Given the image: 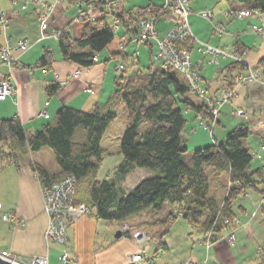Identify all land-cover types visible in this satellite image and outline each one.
Listing matches in <instances>:
<instances>
[{
    "label": "crops",
    "instance_id": "crops-1",
    "mask_svg": "<svg viewBox=\"0 0 264 264\" xmlns=\"http://www.w3.org/2000/svg\"><path fill=\"white\" fill-rule=\"evenodd\" d=\"M65 1L75 3L72 0ZM164 3L165 0H126L120 6V12L138 10L150 4L161 6ZM190 6L189 22L195 37L190 53L193 64L203 78L201 85L214 100L226 87H234L235 96L221 107L212 127H208L198 117V112L187 105L186 111H183L188 121L187 127L192 131L196 125H201L213 137L212 141L208 138L194 141L188 130V141L194 149H198L223 141L229 130L244 125L250 129L244 146L257 159L256 166L251 164V171L258 168L264 170V163L258 158L261 156L264 159V70L260 67V61L264 59V34L257 32L264 30V12L240 19L229 18L226 16L229 10L249 9L235 0H190ZM35 10L36 3L31 0H0V12L9 15L6 25L0 22V49L9 42L20 40H27L30 44L26 52L14 51L17 62L12 72L0 60V81L12 78L17 88L16 94L0 100V119L17 117L31 133L53 121L63 106L90 112L96 105L106 104L116 90L119 75L116 70L110 72L109 61L118 59L114 53L121 50L119 48L105 60L99 54V61L90 67L66 61L60 44L57 46L59 40L51 36L43 37ZM205 11H211L212 16H204ZM72 22L65 12L60 18L54 13L49 24L51 27L66 28L73 38H79L84 23L81 31L79 28L75 32ZM218 25L224 26V32L220 35L214 33ZM156 26L162 38L170 32L173 27L170 10L165 12V18L157 21ZM133 34V27L128 30L124 27L118 35L119 45L121 41L126 42L124 52L127 59L122 61L126 63L132 60L134 53L138 59L141 45L150 48L151 61L154 60L159 52L158 40L136 43L133 51L127 47L129 43H134L131 41ZM54 39L58 42H54ZM200 42L221 48L229 54L239 53L243 55V61L239 63L230 57H221L219 64L209 62L211 56L200 50ZM46 49L54 52L56 58L50 68L38 65ZM56 50H59V54ZM233 63L244 65L238 69V73L248 75L251 70L258 71L261 78L248 85H236V74L229 73ZM80 67L81 74L73 76ZM53 83L59 84L60 89L50 96L48 87ZM192 94L196 104L203 102L202 98ZM236 108L244 109L248 117L237 116ZM231 111L233 116L230 115ZM45 152L50 156L51 163L43 157ZM32 163L42 165L52 173L60 172L58 163L45 148L31 152L27 143L16 139L0 143V206L3 213H13L22 221V224L14 226L4 220L0 212V252L8 251L29 257L49 255V264H67L62 259L65 252L77 256L75 264H129L130 256L140 250L132 236L135 232L144 231L152 236L143 245H148L146 255L157 264H183L187 261L197 264H258L261 253H264V194L257 189H248L236 200L233 205L235 222L217 235L210 248L204 244L207 233L203 227L190 225L179 216L178 207L170 204L168 212L162 215L160 212H150L151 215L143 223L139 222V216L123 222L102 221L104 219L99 218L93 210L69 224L66 245L52 242L48 246L45 233L49 217L44 208L43 187ZM157 173L144 172L140 181ZM208 174L211 181L210 195L223 203L230 186L228 176H216L211 168H208ZM259 187L264 189V181ZM122 225L129 226L128 232L122 230ZM119 230L122 236L116 237ZM232 230L236 235L234 243L228 240Z\"/></svg>",
    "mask_w": 264,
    "mask_h": 264
},
{
    "label": "trees",
    "instance_id": "trees-1",
    "mask_svg": "<svg viewBox=\"0 0 264 264\" xmlns=\"http://www.w3.org/2000/svg\"><path fill=\"white\" fill-rule=\"evenodd\" d=\"M235 1L249 9L264 12V0ZM164 12L163 5L150 4L138 10L122 12L120 17L125 27H133L135 33L141 18L160 17ZM115 38L109 23L99 19L93 23L85 22L79 38H73L63 28L58 40L64 60L90 67L96 64L94 57ZM186 44L191 49L193 41ZM114 57L127 59L124 50L114 53ZM55 61L54 52L46 49L38 65L50 68ZM243 66L233 63L230 75ZM260 67L264 70V59L260 61ZM116 86L106 104H98L90 112L63 106L53 121L34 133L28 132L17 117L0 119V143L16 139L27 143L31 152L51 148L60 172L52 173L46 167L32 163L43 189L73 175L77 178L75 201L87 203L99 218L114 222H123L148 209L161 212L169 203L178 207L179 216L190 225H201L206 233L213 231L217 237L230 226L226 220L235 222L233 205L240 196L248 189H257L264 194V189L259 187L264 181V170L258 168L251 171L254 154L244 146L245 139L250 135V129L244 125L229 130L221 142L194 149L192 164L184 161V154L189 150L183 138L188 121L179 102L200 113L208 127H212L216 116L205 103L198 105L189 96L192 91L181 72L152 60L145 69L139 68L131 74L125 70L118 75ZM59 89V84L49 85V95H55ZM121 101L125 103L129 115L121 142L120 151L124 156L118 167L121 177L125 178L137 167L159 170V173L143 178L129 193L123 194L119 193L115 182L98 179L104 153L102 140L118 116ZM148 121L154 126L141 133L142 123ZM208 168L216 176H228L230 186L223 203L210 195ZM0 264L8 263L0 261ZM258 264H264V253H261Z\"/></svg>",
    "mask_w": 264,
    "mask_h": 264
},
{
    "label": "built area",
    "instance_id": "built-area-1",
    "mask_svg": "<svg viewBox=\"0 0 264 264\" xmlns=\"http://www.w3.org/2000/svg\"><path fill=\"white\" fill-rule=\"evenodd\" d=\"M17 1V0H15ZM36 3V16L41 26L43 37L51 36L59 39L63 29L58 27H51L49 22L53 17L59 3L62 0H56L55 2H46L42 0H31ZM124 0H79L77 2L80 9L78 18L82 21L97 22L99 19H105L109 22L111 31L115 35L121 34V30L125 25L120 17V6ZM165 12L170 10V17L173 23V27L165 37H160V32L156 26L159 19L165 18V12L160 17L150 16L141 18L137 23V29L131 41L134 43L148 42L152 39L158 40L159 52L155 56L154 61L165 67L173 68L182 74H184L189 82L192 93L201 97L203 103L213 111L216 115L220 112L221 107L228 103L235 94V91L229 89H222L219 97L214 100L207 95V90L201 85L203 78L201 74L194 68L191 53L189 48L184 46V42L194 37L191 30L189 15L191 12L190 0H165L163 5ZM16 12V10H15ZM262 12L259 9H232L226 12V16L229 18L240 19L249 16L258 15ZM206 17H211V11L203 12ZM0 22L4 25L8 23V14L2 13ZM127 27H125L126 29ZM128 30V28H127ZM127 32V31H126ZM224 32V26H215L214 33L222 34ZM257 32L264 34V30L260 29ZM195 38V37H194ZM204 53L211 56V62L219 64L221 57H230L235 62L241 63L243 57L239 53L229 54L221 48L214 47L210 44L200 42ZM126 46L125 41H121L120 49L124 50ZM30 48V44L27 40H20L16 43H7L0 49V60L6 64L12 72L14 64L17 62V57L14 51L26 52ZM99 55L94 57V61H99ZM126 69L125 61L119 63L116 66L117 72H124ZM81 74V70L74 72L75 76ZM261 78L258 71L251 70L248 75L239 74L236 81L237 84L247 85L252 81L259 80ZM17 88L13 83L12 78H6L0 81V100H5L10 96L16 94ZM235 114L239 117H245L247 114L242 108L235 109ZM203 121V118L199 116ZM264 163V159L258 156ZM36 174V173H35ZM37 176V175H36ZM77 191V178L73 175L63 178L61 181L55 183L50 188L43 189L44 196V208L49 217V224L45 233L46 244L55 242L60 245L67 244V225L69 222L76 221L82 216L89 214L93 211L92 207L84 202H76L75 195ZM0 212L2 218L12 223V225L22 224V221L15 216V214L3 213L0 206ZM230 226L233 224L230 220H226ZM122 230L128 232L129 226L122 225ZM135 243L142 245L150 240V236L147 232L138 231L133 234ZM228 238L231 242L236 240L235 231L232 230L228 234ZM216 237L213 231H209L206 234L204 244L207 248H210ZM148 245L140 247V250L130 256L129 264H157L153 259L147 257ZM62 259L67 264H75L77 256H70L67 252L62 255ZM0 261H4L8 264H49V255L43 256H23L12 252H0ZM183 264H197L194 261H187Z\"/></svg>",
    "mask_w": 264,
    "mask_h": 264
},
{
    "label": "rangeland",
    "instance_id": "rangeland-1",
    "mask_svg": "<svg viewBox=\"0 0 264 264\" xmlns=\"http://www.w3.org/2000/svg\"><path fill=\"white\" fill-rule=\"evenodd\" d=\"M55 1L56 0H54L52 2H55ZM78 1L79 0H76L75 3L69 4L65 0L64 1L62 0L59 3V5H58V7H57V9L55 11V15H56L57 18H60L62 16V14L67 12V16L69 18H72V20H73L72 26H73V29H74L75 32L79 31V28H80V31H81L83 23L89 22V21H82L81 19L78 18V14H79V11H80V9L78 8V5H77ZM124 1H126V0H124ZM66 7H68V8L66 9ZM64 8H65V10H64ZM51 19H50V21H51ZM75 35H78V34H75ZM54 40H56V39H54ZM193 40H195V38L192 36L188 40H186L184 42H181L180 45L182 43L186 44V43H188L190 41L192 42ZM54 42L57 43L58 41L56 40ZM58 44L59 43H57V46H58ZM136 46H137L136 43H129L127 47H130V49L135 51L134 49H135ZM184 46H186L188 48L187 44L184 45ZM119 48H120L119 39H118V36L116 35L115 40L106 49H104L100 53L102 55L103 60L110 58V54L115 52V51H118ZM58 51H57V53L59 54ZM189 51H190V49H189ZM127 52L129 53L130 50H128ZM138 52H139L138 59H136V53H134L133 56L135 58L131 56L132 60L130 59V61L126 62V69L125 70L127 71V74H131L134 70H137L139 68L145 69L146 67H148L150 65V63H151L150 48L148 46L141 45V47H140ZM240 56L242 57L243 55H240ZM122 60H123L122 58L110 60L109 61V65H108V67L110 69V72H112L113 70L115 71L116 70V66L119 63L123 62ZM209 62H211V61H209ZM15 64H14V67H15ZM214 64H216V63H214ZM194 68H196L195 65H194ZM79 69L82 70V67H80ZM118 74L119 75L123 74V72H118ZM235 74H236L235 78L237 79V77H238V75L240 73H238V70H236ZM73 76H75L74 73H73ZM187 81H188V79H187ZM236 85H242V84H237V81H236ZM226 89H229L231 91H235L234 87H228V88L226 87ZM189 96L192 97L194 95L193 94H189ZM234 96H235V94H234ZM192 98H194V97H192ZM179 105L182 107L183 111H186V106H187L186 103L180 101ZM117 112H118L117 118L108 127V129L106 130L105 135L103 137V140H102V147L104 149V153H103V161L101 163L99 174H98V179L99 180L106 179V180H111V181L115 182L117 184V186H118L119 193L123 194L125 192L131 191V189L140 181V179H141L140 177L143 176L144 172H152V173L153 172H158L159 173V170L158 169L155 170V169H150V168L137 167L136 170L131 171V173H130V175L128 177H126V178H122L121 177V175H120V173L118 171V167H119L120 163L124 160V156L121 154V151H120L121 150V142H122V137L124 135V132H125V130L127 128V125L129 123L128 109H127V107H126V105H125V103L123 101L120 102V104L118 106V109H117ZM218 114H216V115L214 114V115L217 117ZM246 114H247V112H246ZM230 115L233 116L232 111L230 112ZM199 116L203 118V116L200 113H198V117ZM245 117H248V114ZM188 119H189V117H188ZM189 124H190V122H189ZM153 126H154L153 122H150V121L144 122V123H142V125L140 127V132L141 133H145L149 129H151ZM189 128H190L189 126L186 128V130L184 131V135H183V138L186 140V143H187L186 145H187V147L189 149L184 154V161L186 163H188V164H192V151H193L194 148L192 146V143H189V141H188V137H189L188 130H190ZM190 136L191 137L193 136V140L194 141L201 140L203 138H205V139L208 138L209 141L213 140V137L211 136L210 131L205 130L201 125H196L194 127V130H192V131L190 130ZM45 149L49 150V152H51V154L53 155L54 161L57 162L56 158H55V154L53 153L52 149L49 148V147H45ZM43 157H45L46 161L50 162V156L46 152L43 153ZM256 160L257 159L255 157L254 160L252 161V165L253 166H256V164H257ZM168 208H169V203H166L164 209L162 210L163 212L161 211L160 214L162 215L164 212H168ZM150 212H152V213L154 212L155 213V211L148 209L146 211H142V212L136 213V214L132 215L131 217H129L126 220L129 221L130 218H137L139 216L140 217L139 222L143 223V221L148 219L149 215H151ZM102 221H106V220H102ZM72 222H75V221H72ZM72 222L68 223L67 232H68V226ZM224 231H226V229ZM147 234L152 238V236L149 233H147ZM151 238H150V240H151ZM132 239L135 242L134 236H132ZM228 240H229V238H228ZM67 241H68V239H67ZM234 242H231V243H234ZM143 245H144V243L142 245H139V246L143 247Z\"/></svg>",
    "mask_w": 264,
    "mask_h": 264
},
{
    "label": "water",
    "instance_id": "water-1",
    "mask_svg": "<svg viewBox=\"0 0 264 264\" xmlns=\"http://www.w3.org/2000/svg\"><path fill=\"white\" fill-rule=\"evenodd\" d=\"M120 236H122V231H121V230H119V231L117 232V234H116V237H120Z\"/></svg>",
    "mask_w": 264,
    "mask_h": 264
}]
</instances>
